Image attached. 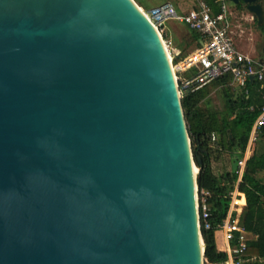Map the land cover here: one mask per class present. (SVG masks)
Instances as JSON below:
<instances>
[{
  "label": "water",
  "instance_id": "95a60500",
  "mask_svg": "<svg viewBox=\"0 0 264 264\" xmlns=\"http://www.w3.org/2000/svg\"><path fill=\"white\" fill-rule=\"evenodd\" d=\"M162 43L133 0H0V264H203Z\"/></svg>",
  "mask_w": 264,
  "mask_h": 264
},
{
  "label": "trees",
  "instance_id": "16d2710c",
  "mask_svg": "<svg viewBox=\"0 0 264 264\" xmlns=\"http://www.w3.org/2000/svg\"><path fill=\"white\" fill-rule=\"evenodd\" d=\"M205 2L212 7L213 14L216 15L218 10L213 0H205ZM241 6L238 4L236 8L241 9ZM254 26L264 35V25L257 27L254 20ZM191 35L198 37L192 31ZM229 82V77H221L202 90L183 93L180 99L193 162L200 169L196 177L197 192L208 194L206 203L211 214L212 229L201 231L204 259L211 264L226 260V254L219 252L216 248L215 228L225 219L231 202L230 194L237 187L246 201V207L240 215V225L247 233L255 237L240 256V262L241 264H264V182L258 178V174L264 171V150L254 151L246 161L239 183H237V171L215 176L211 166L219 155H228L235 164L243 156L252 125L260 108L264 106V82L248 81L244 89H237V93L227 87ZM213 85L222 88L229 118L219 117L213 112H204L200 108V103L206 96L205 90ZM212 135L216 138V148L210 146ZM258 136L264 141V127L260 129ZM236 203L244 205L242 198Z\"/></svg>",
  "mask_w": 264,
  "mask_h": 264
},
{
  "label": "built area",
  "instance_id": "2783aa9c",
  "mask_svg": "<svg viewBox=\"0 0 264 264\" xmlns=\"http://www.w3.org/2000/svg\"><path fill=\"white\" fill-rule=\"evenodd\" d=\"M213 2L218 10L216 15L213 14L212 7L203 0H199L196 6L185 14H179L169 2L155 6L148 11L141 9L148 21L157 30L167 51L171 43L164 40L162 31L168 22L174 21L183 24L198 36L200 45L191 54L180 58L178 61L168 51L180 97L183 93H194L202 90L221 77H229L230 82L227 87L230 86L235 89H244L251 78L252 81L264 82V62H258L250 55L242 53L234 43L230 28L232 12L227 3L229 1L213 0ZM263 127L264 106L260 108L252 125L246 150L236 164L239 180L246 161L254 152L258 133ZM215 142L216 138L212 135L210 143L212 148H216ZM207 195L206 192L198 194L196 191V209L200 233L212 229L211 214L206 203ZM232 196L233 193L230 194V200ZM238 197L240 198V194ZM245 207L246 201L244 206L231 205L225 219L215 228V234L219 233L222 239V252L226 254V260L216 264H241L240 256L245 252L249 242L255 238L247 233L239 222L241 212ZM203 264L211 263L203 258Z\"/></svg>",
  "mask_w": 264,
  "mask_h": 264
},
{
  "label": "rangeland",
  "instance_id": "374dc122",
  "mask_svg": "<svg viewBox=\"0 0 264 264\" xmlns=\"http://www.w3.org/2000/svg\"><path fill=\"white\" fill-rule=\"evenodd\" d=\"M133 1L140 9H143L144 11H148L151 7H155V6L167 3V2L174 5V3L171 0H133ZM184 2L189 3L191 1L184 0ZM227 3L229 5L230 11L232 12V19H231L232 26L241 25V27L239 26L240 28H231L233 32V39L235 41V44L237 42L238 46H244V45L248 46L249 48L248 50H250L249 52L252 54L250 56L256 59L262 58L264 60V54L262 53V48L264 46V35H262L257 30V28H255L253 24V20H252L253 18L246 11V6L244 4H241L242 5L241 9H237L235 5H232L229 2ZM196 4H197V1L195 0L194 6L192 8H194ZM261 4L264 9V0H262ZM182 40L184 44L188 43V39L186 37H184ZM253 43H254V48H251ZM228 88H230L234 93L238 92V90L233 87L229 86ZM204 93L206 96L204 100L200 103L201 110H203L204 112H208V113H212V112L217 113L218 116L222 118H229V114L225 109L224 99L222 96V88L218 85H213V86L208 87ZM263 150H264V141L261 140V138L258 136L257 141L255 142L254 151L262 152ZM216 162H217V165L215 166V169L220 170V172H222L223 175L226 174L227 172L231 173L233 171H238L236 164L226 154L217 156ZM258 178H260L261 181L264 182V171L258 174ZM239 182L240 180L238 177L237 183ZM235 192H238L237 187L235 188L233 194ZM232 199H233V196L231 198V204L229 208H231V205L233 203ZM238 199L240 198L238 197ZM215 237H216V244L218 245V247L223 248L220 234L216 233Z\"/></svg>",
  "mask_w": 264,
  "mask_h": 264
},
{
  "label": "crops",
  "instance_id": "0c3cea01",
  "mask_svg": "<svg viewBox=\"0 0 264 264\" xmlns=\"http://www.w3.org/2000/svg\"><path fill=\"white\" fill-rule=\"evenodd\" d=\"M171 1L174 3V5L173 4L172 5L175 7L176 11L179 14H185V13H187L190 10L193 9L192 7L194 6V1L195 0H190L191 2H189V3L184 2V0H171ZM196 1L198 2L199 0H196ZM203 1H205V0H203ZM151 8H153V7H151ZM253 24H254V20H253ZM239 26L241 27V25H233L232 26V22H231V27L230 28H240ZM162 32H163L164 40H166L167 42L171 43V46L168 49V51L173 55V57H174V59L176 61H178L180 58H183V57L191 54L200 45L198 37H196V38L193 37L191 35V31L183 24H180V23H177V22H174V21L168 22L163 27V31ZM232 34H233V32H232ZM184 37H186L188 39V43L187 44H184V42L182 40ZM234 43H235V41H234ZM235 45L237 46V48L242 53L247 54V55H252L249 52L250 50H248L249 49L248 46H245V45L244 46H238L237 42H236ZM251 48H254V43H253ZM254 59L258 60V62H264V60L262 58H258V59L254 58ZM216 165H217V162H216V160H214L212 162V165H211L214 175L215 176H222L223 175L222 172H220V170H216L215 169ZM216 172L219 173V174H217ZM227 173H230V172H227ZM241 198L243 199L244 204H245L244 196L241 195ZM236 204L239 205V206H244L241 203H236ZM215 236H216V234H215ZM253 239H255V238H253ZM221 242H222V239H221ZM215 244H216V237H215ZM216 248H217V250L219 252H222V250H223V248H219L217 244H216Z\"/></svg>",
  "mask_w": 264,
  "mask_h": 264
},
{
  "label": "bare ground",
  "instance_id": "6f19581e",
  "mask_svg": "<svg viewBox=\"0 0 264 264\" xmlns=\"http://www.w3.org/2000/svg\"><path fill=\"white\" fill-rule=\"evenodd\" d=\"M139 10L142 11L140 8H139ZM162 46L164 48V52H165V56H166L167 62H168L169 67L171 68V71H172L170 56H169L168 51H167V49H166V47H165V45L163 43H162ZM192 172H193V175H196L197 169H196L195 166H192ZM238 196H239V193L238 192H235L233 194V204H232L233 206H235L236 205V202L241 199V194H240V199H237ZM201 250H202V244H201Z\"/></svg>",
  "mask_w": 264,
  "mask_h": 264
},
{
  "label": "flooded vegetation",
  "instance_id": "af4514ba",
  "mask_svg": "<svg viewBox=\"0 0 264 264\" xmlns=\"http://www.w3.org/2000/svg\"><path fill=\"white\" fill-rule=\"evenodd\" d=\"M240 4H243L242 2Z\"/></svg>",
  "mask_w": 264,
  "mask_h": 264
}]
</instances>
